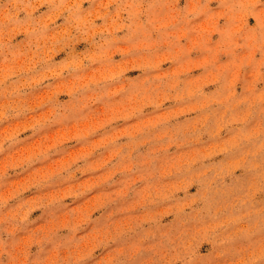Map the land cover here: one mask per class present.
Here are the masks:
<instances>
[{
  "label": "rangeland",
  "instance_id": "374dc122",
  "mask_svg": "<svg viewBox=\"0 0 264 264\" xmlns=\"http://www.w3.org/2000/svg\"><path fill=\"white\" fill-rule=\"evenodd\" d=\"M0 264H264V0H0Z\"/></svg>",
  "mask_w": 264,
  "mask_h": 264
}]
</instances>
